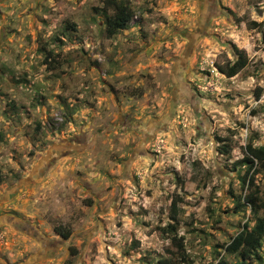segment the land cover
<instances>
[{"label": "rangeland", "instance_id": "374dc122", "mask_svg": "<svg viewBox=\"0 0 264 264\" xmlns=\"http://www.w3.org/2000/svg\"><path fill=\"white\" fill-rule=\"evenodd\" d=\"M128 1L108 39L101 0H0V264H264V239L225 252L264 218L258 166L257 211L236 205L264 145V0ZM175 196L185 262L157 230Z\"/></svg>", "mask_w": 264, "mask_h": 264}, {"label": "trees", "instance_id": "16d2710c", "mask_svg": "<svg viewBox=\"0 0 264 264\" xmlns=\"http://www.w3.org/2000/svg\"><path fill=\"white\" fill-rule=\"evenodd\" d=\"M104 13H107L105 20V35L108 39H112L120 31L127 28L128 23L134 16L133 8L128 0H101ZM259 24L252 21L249 23L250 28H256ZM51 56V54L49 55ZM248 65V59L244 52H238L236 59L232 62L214 63L217 71L226 78H232L239 74ZM225 154H228V149H223ZM243 161L246 165L243 176L241 177L242 190H249L248 194H241L236 196V205L248 206L250 212L255 213L259 206V188L255 186L256 167L264 169V145L253 146L247 144L244 147ZM181 198L175 196L171 200L169 207L170 223L165 227L158 228L161 234H166L171 239V243L176 248L175 255L182 262L186 261V253L181 237H177V220L181 212L178 207ZM248 223L242 225L241 230L226 244L225 252L240 256L243 260L251 259L255 256V251L260 247L261 240L264 239V218H258L253 227L249 228ZM63 239L70 237L68 230L60 228L56 229ZM72 254L75 250L71 248ZM157 264H176L171 259H161ZM217 264H226L225 259L220 258Z\"/></svg>", "mask_w": 264, "mask_h": 264}]
</instances>
